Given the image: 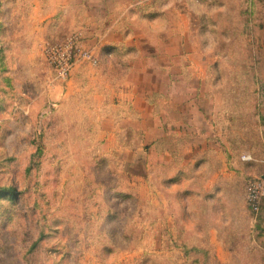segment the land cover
Here are the masks:
<instances>
[{"label":"rangeland","instance_id":"374dc122","mask_svg":"<svg viewBox=\"0 0 264 264\" xmlns=\"http://www.w3.org/2000/svg\"><path fill=\"white\" fill-rule=\"evenodd\" d=\"M97 1L113 0H0V264H264V0H170L189 12L174 20L189 24L184 48L154 46L139 14ZM136 84H159L160 106H218L234 177L207 199L202 232L169 218L150 120L105 116Z\"/></svg>","mask_w":264,"mask_h":264},{"label":"crops","instance_id":"0c3cea01","mask_svg":"<svg viewBox=\"0 0 264 264\" xmlns=\"http://www.w3.org/2000/svg\"><path fill=\"white\" fill-rule=\"evenodd\" d=\"M192 1L188 0L190 5ZM171 2L170 0H113L110 6L109 3L103 4L100 1L94 2V4L95 6L103 5L105 14H139L142 28L151 30L150 35L158 36V42L153 44L156 47L171 46L175 41V46L184 48L189 44L188 40L184 38L185 32L190 30L189 24L178 25L174 20L176 14L185 15L189 12L185 8H183V12H180ZM123 25L118 26L120 31L131 29L128 24ZM109 47L113 48L112 52L115 54L128 50L131 46L123 42H116V44H109ZM181 52L184 53L182 49ZM156 57L157 54L151 55L150 61L153 62ZM187 75L190 74L184 66L182 73L170 74L168 78L169 81L182 82L187 80ZM125 87L119 88V93L114 94L116 96L109 95V99L115 101L112 100L111 104L106 105L105 116L116 119V115L120 111L115 112V108L118 107L124 111V107L128 106L127 110L125 109L127 113H124L127 115H123L126 121L131 124H139L142 128L144 122L147 119L150 120V124L143 129V136L147 138L146 143L149 137L150 145L157 151L159 157L167 158V173L165 175L161 171L159 176L162 175L160 176L161 190L167 193L169 218L173 219L175 224H182L185 227L187 223H193L197 227V231L202 232L204 230L203 223H205L202 216L207 199H218L221 192L218 187L224 182L223 178L225 176L234 177V172L227 166L226 160L228 159L226 158L229 147L226 148L223 144L225 138L222 136V131L217 134L213 130L215 124L219 122L216 120V116L214 118L218 106H207L209 108L204 106H160L159 102L154 99L155 95L161 93L159 84L145 93L139 92L137 84L130 86L132 94L128 96V99L125 98L127 97L124 93ZM217 125L216 128L221 123ZM108 131L105 129L104 135L108 134ZM218 136L223 139L220 138V140ZM133 143L130 140L124 142L122 146L131 150L134 149ZM138 147L136 146V149ZM140 149H145V147L142 146ZM229 150L231 151V149ZM217 156L222 161L217 167L211 169L203 167L208 159L212 160ZM219 198L223 199V197Z\"/></svg>","mask_w":264,"mask_h":264},{"label":"trees","instance_id":"16d2710c","mask_svg":"<svg viewBox=\"0 0 264 264\" xmlns=\"http://www.w3.org/2000/svg\"><path fill=\"white\" fill-rule=\"evenodd\" d=\"M108 51H110V50L108 49ZM3 192H2V194H5V197L7 199H10V198L17 199L18 198L17 193L14 192V187L4 188Z\"/></svg>","mask_w":264,"mask_h":264},{"label":"built area","instance_id":"2783aa9c","mask_svg":"<svg viewBox=\"0 0 264 264\" xmlns=\"http://www.w3.org/2000/svg\"><path fill=\"white\" fill-rule=\"evenodd\" d=\"M95 62H96V60H95ZM63 71L61 72V74H63V75H66L67 73H66V70H67V68L66 67H63V69H62ZM245 157V159L247 158V156H244ZM249 191H250V199L251 200H254L255 199V197H256V195H255V188L251 185V186H249Z\"/></svg>","mask_w":264,"mask_h":264}]
</instances>
